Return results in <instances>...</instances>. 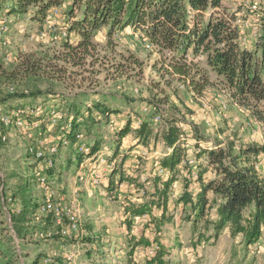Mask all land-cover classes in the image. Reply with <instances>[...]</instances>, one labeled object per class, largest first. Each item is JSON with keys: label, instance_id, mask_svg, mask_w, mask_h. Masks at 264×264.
Instances as JSON below:
<instances>
[{"label": "rangeland", "instance_id": "1", "mask_svg": "<svg viewBox=\"0 0 264 264\" xmlns=\"http://www.w3.org/2000/svg\"><path fill=\"white\" fill-rule=\"evenodd\" d=\"M246 1L248 0H228L227 4L231 10L237 8L242 21L248 22L250 32L247 35L250 40L249 35L253 36L256 25H260L262 28L259 29L264 30V10L260 13H252L244 6ZM11 6L10 0H0L1 16L14 20L11 33L8 35L9 46L0 49V61L7 69L10 70L17 64L20 57L33 54L39 57L47 55L52 57L61 52L59 45L53 42L59 41L61 29L64 27L62 12L50 14L52 17L48 18V22L40 30L37 23L29 20L28 15L14 14ZM257 19H259L258 23ZM121 36V43L115 48H109L105 30L100 32L96 39L100 45L97 51L100 56L95 54L92 59H88L85 66L73 68L53 60L54 62L48 64L46 68L47 73L53 76L59 69H64L62 82L50 81L46 76L39 79L20 80L16 87L42 93V95H59V100L62 105H65V109H67L66 104L70 105V109H74L78 102H71V98L81 91H86L88 85L89 88L97 86L103 93L101 100L106 101L111 107L104 108L105 106L102 105L105 111L113 116L124 112L130 121L133 117L138 118L143 103L150 105L167 99L168 105L163 109L169 110L168 115L164 114L163 110L164 112H161L163 121L157 126L164 127L174 118L172 115L176 114L175 111L178 112L179 124L184 127L183 133L194 145L195 152L200 148L202 150L215 148L219 143L224 147L232 143L236 146L235 151L240 145H264V131L261 124L252 118L247 109L230 98L214 74H211V80L215 83L214 88L207 90L200 98L175 81L169 86L171 78L163 79L154 67L158 63L159 55L152 51L141 34L127 29ZM130 54L140 59L141 69L132 65L122 78L112 76L107 78V72L122 63L124 57ZM98 69L102 70V74L92 73ZM4 82L6 81L0 80V104L11 97L7 93L8 84ZM91 83L93 85H90ZM136 90L139 92L137 93ZM224 105L227 106L226 109ZM125 109H130L131 112L128 113ZM84 129L91 143L95 141L97 133L100 134L97 136L99 139L105 137L106 143L112 140L113 134L109 132L106 119L100 122L89 119ZM19 140L17 137L14 140L16 142L12 141L9 146L0 147V238L3 239L0 245L4 244L7 249L9 248L8 250L16 260L15 264H38L42 256L52 251L60 252L62 256L68 252L80 251L82 256L78 264H150L149 261L153 256L148 255L149 248L160 244L167 250V259L171 264H264V239L247 247L242 243L241 237H232L229 230H224L218 237H214L213 229L206 231L202 223L199 224L197 231H194L192 222L187 220L191 212L190 206L177 203L184 192V180H189L185 169L178 177V188L175 189L178 194H175L176 191L173 192L175 197H172L168 204L164 225L159 227V223L152 219L153 217L161 219L162 209L154 208L152 214L137 218L126 215L125 209L129 203L142 204L145 198L155 191L153 183L155 177L151 176L153 160L146 162L140 159L141 170L138 171L137 182L134 183V192L126 188L124 192L118 190L109 192L104 198L95 195L88 198L86 193H80L79 199L83 209L80 234L74 233L72 238L66 240L56 236L45 241L39 234L48 228L52 229L54 223L50 221L43 227L41 224H33L28 219L20 226L23 229V236H18L13 222L9 220V215L3 207L4 192L16 189L15 193L12 192L13 195L22 200L21 191L25 188L23 185L25 180L30 179L33 182L32 193L36 194L40 201L43 197L35 188L36 184L32 176L27 178L20 175L22 172L31 174V171L30 169L25 171V168H22L24 164L22 165L19 158L25 161L27 157L22 147H17L20 146ZM22 142L26 146V142ZM142 146L147 148L149 154L156 150L163 154L166 150L161 142L157 144L152 142L149 146L142 144ZM202 152L194 153V156L199 159L203 157ZM260 157L259 171L264 175V155ZM201 159L203 161L199 167V173L209 166L205 157ZM67 173L75 174V165H72ZM214 175V171L209 169L204 174V178L210 180L214 178ZM118 179L119 176H117ZM69 182L73 183L74 180L70 178ZM190 183L189 192L196 197L200 185L196 181H190ZM3 184L5 185L2 193ZM62 193L67 198H73L71 192L62 191ZM97 193L99 195L100 191ZM208 197L212 199L213 194L209 193ZM209 218L216 219V210L211 211ZM201 232L202 236L199 234ZM93 235L96 239H100L99 242H95ZM132 238L136 240L132 241ZM141 239L150 240L151 246L137 247L133 256L130 257L128 255L131 251L130 245H134ZM38 251L42 252L39 258H37L38 255L36 256Z\"/></svg>", "mask_w": 264, "mask_h": 264}, {"label": "trees", "instance_id": "2", "mask_svg": "<svg viewBox=\"0 0 264 264\" xmlns=\"http://www.w3.org/2000/svg\"><path fill=\"white\" fill-rule=\"evenodd\" d=\"M10 1L14 14L28 15L29 20L37 23L40 30L48 22L50 14L62 12L64 27L61 31H66L67 37L53 42L59 45L61 51L55 56L39 57L33 54L20 57L10 70L0 61V80L6 81L7 93L11 96L5 102L42 96V93L16 87L17 82L46 76L50 81L62 82L64 69H59L51 76L47 73L48 64L56 61L73 68L85 66L89 58L99 55L97 51L100 45L96 39L100 32L105 30L107 47L115 48L122 41L121 35L131 29L147 39L152 51L159 55L154 67L163 79L171 78L169 86L175 81L200 98L207 90L214 88L215 83L211 80V74H214L230 98L247 109L264 131V37L255 50L242 47L238 30L233 24L234 16L225 17L227 9L222 0ZM132 65L135 68L142 67L140 59L134 54L124 57L122 63L109 70L107 78H122ZM92 73L100 75L102 70ZM12 86L16 88L14 94L8 92V88ZM77 96L85 99L87 94L80 93ZM167 101L169 102L167 99L153 102L157 112L164 110V114L168 115L169 110L163 109L168 105ZM77 107L75 105L76 109ZM95 109L106 113L101 105H96ZM70 110L66 109L68 112ZM175 113H172L174 118L164 127L147 122L136 133L140 142L145 145L152 140L161 141L173 149L161 161L162 167L171 172V177H155V191L145 198L144 203H129L125 209V214L133 218L150 215L154 208L162 209L161 219L152 218L159 223V227L167 219L173 186L181 175V165L186 158L185 149L177 145L183 129L178 126L179 116L178 112ZM75 114L78 116L80 112ZM89 118L94 119L93 113ZM131 125L129 121L120 132V140L131 132ZM235 149L236 146L232 143L226 147L219 143L215 148L203 150L201 156L206 158L209 166L197 181L200 185L199 193L194 197L189 192L190 180L185 179L184 192L177 203L190 206L191 212L187 220L192 222L194 231L202 223L206 231L213 229L214 237L229 230L232 237H241L242 243L249 247L264 239V175L257 168L260 156L264 155V145H240L237 151ZM209 169L214 171V178L205 180L204 174ZM117 173L110 180V192L117 187ZM118 181L131 184L137 182L123 173ZM26 192V189L21 192L25 202ZM209 193L213 194L212 199L208 197ZM213 210H216L215 220L209 218ZM25 218L26 215L17 219L18 226ZM18 233L23 235V229L18 228ZM199 234L202 236V232ZM133 240L136 239L132 238ZM151 244L148 239L138 240L130 245L128 255L132 257L137 247H150ZM8 249L4 244L0 245V264H14ZM167 254L165 247L160 244V249L151 258L150 264H171Z\"/></svg>", "mask_w": 264, "mask_h": 264}, {"label": "built area", "instance_id": "3", "mask_svg": "<svg viewBox=\"0 0 264 264\" xmlns=\"http://www.w3.org/2000/svg\"><path fill=\"white\" fill-rule=\"evenodd\" d=\"M244 6L252 13H260L261 10H264V0H248L244 3ZM233 16V24L238 30L240 45L248 49L247 47H249L248 45L250 44L251 38L255 39L258 45L264 37V30L259 29L262 27L256 25L253 29V36L249 35L250 40H248L247 33L250 32L248 31V22L242 21L239 17L240 13L237 8L233 12L225 15L227 18H232ZM51 17L52 15L49 16V18ZM13 21V18L3 17L0 13V49L9 46L8 35L11 33ZM256 21L258 23L259 19ZM66 37V31L62 30L60 38ZM145 42L147 43V39H145ZM8 92L14 94L16 88L12 86L8 88ZM136 92L138 93L139 90H136ZM26 93H28V91H26ZM64 106L65 105H62V102L59 100V95L50 96L49 100L36 104H20L18 106L0 104V147L9 146L17 137L20 139L18 142L20 146L18 147L24 146L22 141L26 142L25 151L23 150L25 152L24 155L27 157V162L29 160L32 161L29 168H26V170L30 169L31 174L26 173V177L32 176L36 184L35 188L39 190V193L43 196L40 201L37 195L32 193L33 182L28 179L25 180L23 185L25 188L22 189L27 190V197L25 199L27 202L14 196L12 192L16 189H12L4 192L3 207L9 215V220L13 222L17 233V228H20L28 219L31 220L33 224H41L43 227H45L48 222H53L52 229L48 228L39 234L45 241L51 240L56 236L62 240H66L67 238H72L74 233L80 234L82 230L83 209L79 199L81 196L80 193L82 192L76 186L74 189L70 190V192L73 193V198H67L63 195L62 189L60 190L57 183L58 181L55 180L54 176L58 169H60L58 165V156L63 149L73 147L77 151L79 157L76 163L78 169L80 168L79 173L76 175L77 184L82 186L84 184H89L92 188V192H95V188H97V190L102 188L105 180L110 186L112 176L115 172H119L117 170L118 161L114 160V154L110 150H100L96 148V146L91 143V140L88 139V135L84 129L88 124L90 115L92 113L94 114L96 110L94 100H87L84 104L83 112L78 116L75 113L70 114L66 111ZM226 108L227 106L224 105V109ZM95 114L102 120L106 119L111 132L120 134V132L124 130L121 129L117 120L110 113L98 112ZM163 118L162 113L157 112L156 105H149L146 103L142 105L138 118L132 120L131 126L136 130L141 129L147 122L157 126L163 121ZM207 124L210 125V122L207 121ZM178 126L182 129L184 128L182 124L178 123ZM50 135L56 136L51 140ZM177 145L182 146L186 152V158L181 165L182 172L184 171L183 169H185L189 180L197 182L201 175V173H199V167L203 161V159H201L203 157L198 159L194 156V153H199L203 150L200 148L195 152L194 145H192L184 133L178 140ZM172 152L173 149L171 148L168 154ZM168 154L165 153L157 156V162L159 163L155 165V176L164 179L171 177V172L162 167L160 163ZM145 157L146 155L136 157L135 161L137 168H140V159L144 160ZM25 161L23 162L25 163ZM259 167L260 165H257L258 169ZM106 173H112V176H106ZM121 173L122 172H120V175ZM120 175L118 176L120 177ZM127 183L129 182L119 183L117 180V187L112 192L126 189ZM4 185L5 184H3L1 189L2 193L4 191ZM132 185L134 189V183ZM109 186L105 192L106 194L110 192ZM177 186L178 183H175L173 192H175L174 190L177 189ZM5 194L8 195L5 196ZM175 194L172 193L170 200L172 197H175ZM119 197H121V195H119ZM24 215H26V218L18 226L17 219L22 218ZM18 236L23 235H19L18 233ZM16 238L17 237H15V239ZM2 240L3 239L0 238V243H2ZM159 249L160 245L152 246L149 248L148 255L155 256ZM81 256L82 253H80V251L68 252L64 256H62L60 252L52 251L46 256H42V260L39 264H78V260L79 258L81 259ZM87 257L90 259L89 256ZM61 258H63V260ZM15 261L13 257L14 264Z\"/></svg>", "mask_w": 264, "mask_h": 264}, {"label": "crops", "instance_id": "4", "mask_svg": "<svg viewBox=\"0 0 264 264\" xmlns=\"http://www.w3.org/2000/svg\"><path fill=\"white\" fill-rule=\"evenodd\" d=\"M222 3L225 7V9L227 8V13H231L233 12L235 9L233 8V10L230 9V7L228 6V0H222ZM249 47H247L250 50H255L257 48V41L253 38H251L250 44L248 45ZM86 91H81V93H86L87 97L85 99H80V97H78L77 95L80 94H76L73 98H71V102H78L75 105L78 106L77 109H73L71 108V110L69 111L70 114H74L76 112H80L82 113L84 110V104L86 103L87 100H94L95 105H103L105 106L104 108L110 107L109 104L106 101H102V97H103V93L97 88V86H93L89 88V85L86 88ZM50 96H53L51 94L48 95H42V96H38V97H31V98H25V99H15V100H8L7 102L4 103V105L7 106H18L20 104H36V103H40V102H44L47 101L48 98ZM146 104V103H143ZM67 108L70 107V105H67ZM111 108V107H110ZM125 111H127L128 113L131 112L130 109H125ZM100 111H94V119L96 120V122H100L102 121V119H100L95 113H98ZM114 118L117 120L118 124L120 125L121 129H125V127L127 126L128 122L130 121V118L128 119V116L126 113H120L117 116H114ZM134 119V117H133ZM132 119V120H133ZM131 120V122H132ZM110 133L113 134L112 136V140H110L109 142L106 143V139L105 137L103 139H99V137H97V135H95V141H93L92 144H94L96 146V148H99L100 150H110L114 156H115V161H118V166H117V170L119 171L117 176L120 175V172H122L126 177L132 178V179H136L137 180V174L138 171L141 170L140 168L136 167V157L141 156V155H146V157L144 158L143 161L146 160V162H150V161H154L153 164V168L152 170V177H157L155 176V165L159 162H157V156L160 155L161 153L156 150L154 153L149 154L147 148H144L142 146L143 143L140 142L139 138L137 137V130L131 126V132L124 138H122L120 140L119 134L118 133H113L111 131H109ZM104 135V133H101ZM58 135V134H57ZM54 136L56 135H50V139L53 140ZM16 142V141H14ZM160 143L161 141L155 142V141H151L147 146H149L151 143ZM106 143V144H105ZM162 145H164V147H166L165 153H169V149L163 142H161ZM18 147V146H17ZM20 148V147H18ZM22 149L25 151V145L22 147ZM74 153H76V155L74 156ZM163 153V154H165ZM169 155V154H168ZM79 155L77 153V151L73 148L70 147L69 149H63L61 151V153L58 156V162H59V167L60 169H58V171L56 172L55 176V180L58 181V185L60 187V190L62 189V191H66V192H70L71 189H74L76 186L77 188L83 192L86 193L89 197L91 196H97V197H106L108 195H105L106 190L108 189L109 183L105 180L104 181V185L102 186V188L98 189L95 188L94 191L92 192V188L89 186V184H84L79 185L77 184V180H76V175L79 173L80 168L78 169L77 166V159H78ZM261 158V157H260ZM20 162H22V168H29V165L32 164V161L29 160L27 162V160L25 161V163L23 162V159L20 157ZM162 161V160H161ZM160 161V163H161ZM72 165H75L76 167V173L73 175H68L67 170H69L71 168ZM122 165V166H121ZM26 166V167H25ZM150 167V166H149ZM78 170V171H77ZM26 173L27 172H22L20 173L21 176L26 177ZM113 173V172H112ZM112 173H106V176H112ZM121 173V174H122ZM182 173V171H181ZM72 178L74 180L73 183L69 182V179ZM152 182V181H151ZM177 183V182H176ZM127 187L129 190L131 189V192L133 191V185L130 183H127ZM178 188V186H177ZM125 190V189H124ZM124 190H122V192H124ZM97 191H100L99 195L97 193ZM176 194H178L177 190ZM141 201V200H138ZM94 239L96 240L95 242H99L100 239H96V237L93 235ZM99 238V237H97ZM98 240V241H97ZM42 254V252L40 253L39 251L36 253L37 258H39V256ZM116 254H118L116 252ZM39 264V263H38Z\"/></svg>", "mask_w": 264, "mask_h": 264}]
</instances>
